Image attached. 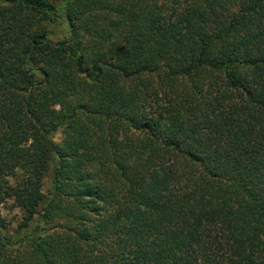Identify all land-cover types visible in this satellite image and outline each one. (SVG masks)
Masks as SVG:
<instances>
[{
  "label": "trees",
  "instance_id": "16d2710c",
  "mask_svg": "<svg viewBox=\"0 0 264 264\" xmlns=\"http://www.w3.org/2000/svg\"><path fill=\"white\" fill-rule=\"evenodd\" d=\"M8 202L0 264H264V0H0Z\"/></svg>",
  "mask_w": 264,
  "mask_h": 264
},
{
  "label": "rangeland",
  "instance_id": "374dc122",
  "mask_svg": "<svg viewBox=\"0 0 264 264\" xmlns=\"http://www.w3.org/2000/svg\"><path fill=\"white\" fill-rule=\"evenodd\" d=\"M58 32V30H57ZM55 140L59 141L60 140V133L57 132L55 134ZM0 211L2 215L5 216V218L11 223L12 227H15L16 221H18L20 212L17 208H14L10 202L7 204L1 205L0 206Z\"/></svg>",
  "mask_w": 264,
  "mask_h": 264
}]
</instances>
